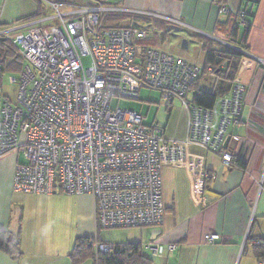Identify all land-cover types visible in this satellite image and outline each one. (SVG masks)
<instances>
[{
    "label": "built area",
    "instance_id": "built-area-1",
    "mask_svg": "<svg viewBox=\"0 0 264 264\" xmlns=\"http://www.w3.org/2000/svg\"><path fill=\"white\" fill-rule=\"evenodd\" d=\"M80 1L44 2L52 17L0 30L22 58L19 78H10L18 84L15 104L0 95V156L16 151L24 157L14 169L15 192L89 195L95 230L160 228L163 166L183 164L190 147L215 154L228 166L237 161L227 129L241 124L244 87L236 76L229 94L213 109L192 105L188 96L203 67L153 48L140 51L137 43L146 39V28L103 23L111 14L160 17L111 6L107 0ZM228 11L221 6L218 14ZM49 21L56 24L44 25ZM211 39L245 54L232 43ZM82 57L89 58L88 68ZM206 72L211 74L212 68ZM141 87L159 92L166 108L176 102L188 110L183 140L166 139L143 125L135 112L111 108L114 99L138 100ZM231 140L240 142L238 137ZM203 240L209 245L219 236ZM145 247L153 257L176 249L153 241ZM93 248L104 254L111 244L94 240Z\"/></svg>",
    "mask_w": 264,
    "mask_h": 264
},
{
    "label": "crops",
    "instance_id": "crops-1",
    "mask_svg": "<svg viewBox=\"0 0 264 264\" xmlns=\"http://www.w3.org/2000/svg\"><path fill=\"white\" fill-rule=\"evenodd\" d=\"M219 3L232 15L240 9L252 10L244 44L241 31L236 38L231 36V18L219 16ZM118 4L110 3L160 17L151 22L155 30L171 28V32L180 31L186 39L196 40L202 63L189 64L202 66L205 50L219 47L211 37L229 41L246 52L237 71L244 87L241 124L227 129L228 142L239 154L237 161L228 166L217 155L190 147L183 164L163 166V225L144 229V241L128 243L141 244V252L152 241L163 247L176 246L162 257L147 254L153 264H264V255L257 260L252 250L259 241L264 244V0H120ZM0 7V30L20 26L38 10L34 0H0ZM218 22L223 25L219 27ZM158 41L156 38L154 44L148 39L142 47L170 55L161 50L163 43L159 46L161 39ZM198 82L200 90H217L215 78L205 75ZM188 118V110L174 102L160 134L169 140H183ZM231 137H238L240 142H230ZM19 159L16 151L0 156V230L19 233L21 256L12 261L0 252V264H71L69 256L76 241L94 236L93 200L89 195L70 196L58 191L47 195L15 192L12 183L15 166L22 163ZM214 234L219 240L204 244L203 237Z\"/></svg>",
    "mask_w": 264,
    "mask_h": 264
},
{
    "label": "trees",
    "instance_id": "trees-1",
    "mask_svg": "<svg viewBox=\"0 0 264 264\" xmlns=\"http://www.w3.org/2000/svg\"><path fill=\"white\" fill-rule=\"evenodd\" d=\"M34 1L37 2L38 5L37 13L39 15L41 14L40 11L42 8L41 7L42 3L40 0H34ZM73 1L66 2L65 4H79L81 2L80 0H73ZM107 1L109 2V0ZM42 2H46V1L42 0ZM218 6L219 7L225 6V4L219 3ZM220 17H227L228 19L231 18V24H233L231 29V36L233 38H236L237 34H239V31H241L240 39H241V43L244 44L251 28L250 19H252L253 17L252 10L240 9L236 14L233 15L230 13V11H228L227 14L221 15ZM152 20L153 19L144 20L140 18H131L125 15L111 14L104 19L103 23L105 26L114 27V28H120V27L146 28L147 29L146 39L142 41H138L137 43V46L139 47V49H141L140 51H143L145 48H143L142 46L145 47V42L148 39L149 40L151 39L152 42L155 44L156 38L157 39L159 38L158 42H160V39L161 40L165 39L167 32L172 33L171 30L169 31L166 30L167 32H165L164 30H155L154 26L151 25ZM241 20L244 21L245 23L244 26L239 25ZM124 21H126V24L120 25ZM141 22H149V24H144ZM221 25H223V22L222 23L218 22V26L220 27ZM211 41L216 42L213 40ZM217 44L219 46L218 48L212 49L208 47L205 50L203 64L202 66H200L203 67V72L199 77V79L194 82L191 92L188 96V101L192 105L207 110L213 109V107L216 106L219 99L226 97L229 94L232 86V82L237 76V71L240 61L243 58V56H245V54L240 53L235 49L229 48L221 43H217ZM240 49H242L245 52L243 47H241ZM21 66H22V58L18 54L16 48L12 45V43L8 39L0 38V86H1V78L4 72L5 73L7 72L9 74L13 72L20 73ZM208 67L212 68L211 74H208L206 72V68ZM205 75L211 78H215L217 80L218 82L217 90L215 92L200 90L198 88L199 87L198 81L201 78H203V76ZM0 95L2 96L1 93ZM171 106L168 108L166 107L164 108H166V110H169ZM151 129H155V128H151ZM156 130H158L160 133L159 129L156 128ZM239 165L243 166L242 163H239ZM99 230L100 229H96L95 237L78 239L76 241L75 248L69 256L71 264H83L87 260H92L93 264H153L151 258H148L142 254L141 244L139 243H124V244L110 243L111 249L109 250L108 253L95 254L93 248V241L94 240L99 241V237H98ZM247 241L248 238L246 239V242ZM19 245H20L19 233L16 235H12L5 230H0V252L6 255L10 260L17 261L20 258L21 253H20ZM263 247L264 244L259 241L258 245L252 248L253 254L255 255L257 260L263 258L264 255Z\"/></svg>",
    "mask_w": 264,
    "mask_h": 264
},
{
    "label": "rangeland",
    "instance_id": "rangeland-1",
    "mask_svg": "<svg viewBox=\"0 0 264 264\" xmlns=\"http://www.w3.org/2000/svg\"><path fill=\"white\" fill-rule=\"evenodd\" d=\"M40 1L43 4L42 10L40 11L41 14L38 15L37 13L38 10H37L36 15L32 17L31 20L29 19V20L23 21L22 22L23 24L26 23L27 21L32 22L33 19L38 20L40 18L53 16V11L51 10L50 6L46 5V3L42 2V0ZM45 1L46 2H54V1L72 2L73 0H45ZM119 1L120 0H109V3L117 5ZM21 7L22 5L18 6L17 8L18 12L21 10ZM13 24L17 25L19 23L13 22ZM54 24L56 23L52 21L44 23V25H47V26L48 25L52 26ZM125 24H126V21L122 22L120 25H125ZM170 29L171 28H168V30ZM165 32L167 31L165 30ZM185 37L186 35L183 32L172 30V33H169V32L166 33L165 39L164 40L162 39L158 45L161 46V44L163 43L162 46L160 47L161 50L168 52L171 56L175 57L176 59L181 58L188 63L200 65V63H202V53H201V49L198 48V42L196 40L195 41L192 40L191 38L186 39ZM0 38H4V37H0ZM184 41L188 42L186 43L185 46H183ZM81 62L84 68H88L90 66V60L88 57H82ZM19 75H20L19 72L18 73L13 72L10 74L7 72L6 73L4 72L1 78L0 93L2 94L3 98L8 100L12 104H15L16 102L18 84L11 83L10 78L18 79ZM206 88L215 90L214 87L206 86ZM111 108L112 109L119 108L121 110L135 112L143 118L142 119L143 125H146V126L154 125L158 127V129H164L167 126V122L169 121V110H166L164 106L162 105L161 94L159 92L149 90L145 87L140 88L138 100L133 101V100H125V99H122V100L114 99L111 102ZM19 155H20L19 161L24 163L25 160H24L22 153H19ZM95 235H96V230L94 227L93 237H95ZM98 237H99V241L102 243L123 244V243H128V242H139L142 240L144 241L145 232H144V229H139V228L99 230ZM142 254L146 256L147 254L149 255L150 253L145 248Z\"/></svg>",
    "mask_w": 264,
    "mask_h": 264
},
{
    "label": "water",
    "instance_id": "water-1",
    "mask_svg": "<svg viewBox=\"0 0 264 264\" xmlns=\"http://www.w3.org/2000/svg\"><path fill=\"white\" fill-rule=\"evenodd\" d=\"M183 46H185V42H183Z\"/></svg>",
    "mask_w": 264,
    "mask_h": 264
}]
</instances>
